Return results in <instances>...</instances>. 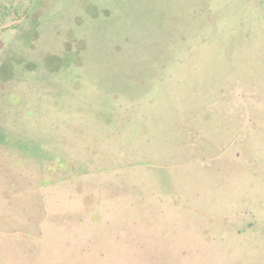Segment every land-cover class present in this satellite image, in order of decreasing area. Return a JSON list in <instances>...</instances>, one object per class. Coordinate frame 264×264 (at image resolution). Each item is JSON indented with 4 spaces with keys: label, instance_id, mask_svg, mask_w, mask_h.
Masks as SVG:
<instances>
[{
    "label": "rangeland",
    "instance_id": "374dc122",
    "mask_svg": "<svg viewBox=\"0 0 264 264\" xmlns=\"http://www.w3.org/2000/svg\"><path fill=\"white\" fill-rule=\"evenodd\" d=\"M0 264H264V0H0Z\"/></svg>",
    "mask_w": 264,
    "mask_h": 264
}]
</instances>
